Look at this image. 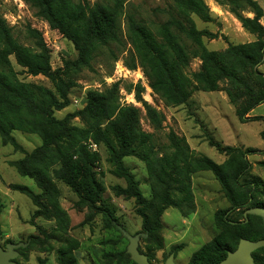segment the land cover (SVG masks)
Wrapping results in <instances>:
<instances>
[{"label":"trees","instance_id":"1","mask_svg":"<svg viewBox=\"0 0 264 264\" xmlns=\"http://www.w3.org/2000/svg\"><path fill=\"white\" fill-rule=\"evenodd\" d=\"M24 1L48 21L54 32L70 40L78 52L76 60L65 61L63 68L53 70L50 50L42 35L32 31L37 38V50L21 45L0 15V136L4 143L15 147L20 146L12 135L13 131L36 133L42 138L39 147L12 162L20 174L33 179L41 190L35 193L28 187L16 186L33 200L36 206L34 218H52L59 230H68L70 218L59 203L60 191L55 182L61 180L77 194L78 205L102 212L111 221L116 219L114 209L103 199L105 188L96 171L100 155L89 149L87 142L91 139L106 147L117 174L126 180V187L117 185L114 190L117 195L135 198L142 217L143 233H148L143 237L145 241L157 242L167 208H178L184 216L195 211L191 175L199 170L211 171L219 181L231 203L230 208L220 212V221L230 225L234 232L229 236L231 243L221 235L197 250L190 264H217L227 256L228 250L237 248L242 238L254 241L264 238L263 219L256 215L244 216L248 208L264 206L258 201L264 193L263 183L251 174V163L247 158L257 150L223 147L210 140L212 146L229 155L226 162L218 164L207 156L194 155L185 138L171 130L168 134L170 151L153 154L150 148L153 135L142 129L141 109L120 104L118 83L104 91L90 90L87 105L76 114L63 119L54 115L55 111L70 104V91L77 85L72 75L91 68L96 51L102 47L111 50L112 44H118L122 47L120 52H124L120 22L126 15L127 37L132 46L127 58L129 65L132 69L138 65L143 68L149 86L168 105L188 102L197 90L217 91L220 83L226 82L224 90L229 101L236 106L237 114L244 118L264 103V73L259 70L264 62L263 10L256 0H227L234 6L231 11L247 30L257 36V40L230 45L224 51L207 49L203 38L216 35L198 29L191 17L196 14L211 20L204 0H174V7L166 10L167 20L156 33L133 14H126L127 0H104L93 4L88 0ZM238 8L250 9L254 17L243 16ZM11 55L28 73L48 77L55 91L12 79L10 75L14 76L16 72L9 59ZM195 57L202 60V66L191 72L188 68ZM140 89L141 86L139 92ZM144 105L154 128H161L164 114L146 102ZM73 115L81 116L87 128L71 125ZM137 141L143 146L141 152L152 182V200L143 195L138 180L124 163V158L137 149L134 146ZM52 157L60 162V166L50 175L48 160ZM243 208L242 223L232 215ZM37 229L39 234L30 236V239L45 245L50 236L44 228L37 226ZM262 249L264 247L253 252L256 263L262 260L256 254ZM145 254L151 261L152 251ZM58 257L59 264H77L71 249H60Z\"/></svg>","mask_w":264,"mask_h":264},{"label":"rangeland","instance_id":"2","mask_svg":"<svg viewBox=\"0 0 264 264\" xmlns=\"http://www.w3.org/2000/svg\"><path fill=\"white\" fill-rule=\"evenodd\" d=\"M0 0V15L11 28L14 38L21 45L37 50V38L32 33L38 31L50 50V64L53 70L63 68L65 61L76 60L78 52L73 43L51 29L47 20L36 14L28 3L22 0ZM79 2L81 0H74ZM91 4L104 0H88ZM209 8L211 20L192 14L200 30H208L215 37H204L203 42L208 50L224 51L230 45L252 43L257 36L247 30L231 11L234 6L227 0H204ZM262 7L261 23L264 26V0H256ZM174 7V0H127L126 14H133L142 20L155 33L168 16L167 9ZM245 17H254L250 9H237ZM121 37L124 52L118 44H112L111 50L102 47L96 51L91 68H84L74 75L77 85L70 91V104L64 109L55 111L58 119L76 114L87 105V94L90 90L104 91L118 83L120 87V104L134 105L141 109V126L143 131L152 134L151 150L153 154L170 151L168 134L174 130L185 138L194 155H204L218 164H223L229 155L212 146L211 141L221 146H233L242 150L255 149L247 156L251 163V174L261 179L264 192V103L241 118L236 106L231 104L225 92L226 82L220 83V89L209 92L197 90L188 102L180 105H168L160 95L149 86V80L139 65L132 69L127 60L132 46L127 37L126 15L121 18ZM117 54V59L115 58ZM16 72L10 77L21 84H35L55 91L52 81L42 75H32L20 66L14 55L9 56ZM202 66L199 57L191 59L189 71H198ZM1 68V66H0ZM264 73V62L259 67ZM139 86L142 90L139 92ZM144 102L156 108L165 116L162 127L155 129L147 116ZM71 125L87 128L81 116L73 115ZM20 147L4 143L0 136V244L5 247L8 242L29 241L30 236L38 235L37 226L44 228L50 240L42 245L39 241L30 240L28 247L20 250L17 261L20 264H59V251L71 249L77 264H135L127 253L129 240L123 236L119 226L130 234L145 232L142 217L138 213V204L133 197L117 195L114 187H126V180L116 172V165L103 144L89 140L92 152H98V178L105 191L103 199L106 205L114 209L115 220H109L102 212H95L89 206L78 205L77 194L61 180H55L60 194L59 203L68 213L70 226L68 230L58 229L52 218L33 217L36 206L31 197L17 189L25 186L35 193H40L36 182L23 176L12 164L24 158L28 153L42 144L39 134L25 131H13ZM133 153L124 158L125 165L135 175L143 195L152 200V182L146 160L141 152L143 146L137 141ZM48 172L60 166L54 157L48 160ZM192 190L196 209L184 216L175 207H169L162 216V227L158 231L157 242L140 239L139 250L143 253L152 251V264H164L170 254L174 253L179 264H190L193 254L215 238H223L231 243L230 235L234 229L220 221V212L231 207V203L222 191L219 181L211 171L199 170L191 175ZM264 205V193L258 197ZM243 208L233 213V218L244 221ZM257 222L259 220L257 219ZM234 223V222H232ZM236 223V222H235ZM243 223V222H242ZM175 249V250H174ZM151 250V251H150ZM264 264V249L257 251ZM256 262V261H255Z\"/></svg>","mask_w":264,"mask_h":264},{"label":"water","instance_id":"3","mask_svg":"<svg viewBox=\"0 0 264 264\" xmlns=\"http://www.w3.org/2000/svg\"><path fill=\"white\" fill-rule=\"evenodd\" d=\"M248 215L260 216L264 223V206H255L248 208L244 212V216ZM123 236L129 240L127 246V253L136 264H152L148 256L139 250V243L141 237H147L148 233L139 232L135 235L130 234L122 226H119ZM27 243H8L7 250L0 245V264H18L13 259L18 255L16 248L25 247ZM264 247V238L259 240H249L242 238L235 250H228L227 256L217 264H257L253 256V252ZM164 264H179L175 261L174 253L166 259Z\"/></svg>","mask_w":264,"mask_h":264},{"label":"flooded vegetation","instance_id":"4","mask_svg":"<svg viewBox=\"0 0 264 264\" xmlns=\"http://www.w3.org/2000/svg\"><path fill=\"white\" fill-rule=\"evenodd\" d=\"M30 240H31V239H30ZM30 240L27 241V242H25V241H19V242H8V243H14V244H19V243H22V242L27 243V245H26L25 247L21 246V247L15 249V251L18 252V255L13 259V261H15L16 263L20 264V263L17 261V258L20 256V250H21V249H24V248H26V247H28V245L30 244ZM8 243H7V244H8ZM7 244L5 245V247L2 246L1 244H0V245H1L5 250H7Z\"/></svg>","mask_w":264,"mask_h":264},{"label":"built area","instance_id":"5","mask_svg":"<svg viewBox=\"0 0 264 264\" xmlns=\"http://www.w3.org/2000/svg\"><path fill=\"white\" fill-rule=\"evenodd\" d=\"M19 1H20L22 4H24L22 0H19Z\"/></svg>","mask_w":264,"mask_h":264}]
</instances>
